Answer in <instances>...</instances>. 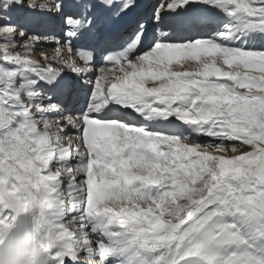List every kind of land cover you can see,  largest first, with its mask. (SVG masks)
Returning <instances> with one entry per match:
<instances>
[{"label": "snow or ice", "instance_id": "obj_1", "mask_svg": "<svg viewBox=\"0 0 264 264\" xmlns=\"http://www.w3.org/2000/svg\"><path fill=\"white\" fill-rule=\"evenodd\" d=\"M0 264H264V0H0Z\"/></svg>", "mask_w": 264, "mask_h": 264}]
</instances>
